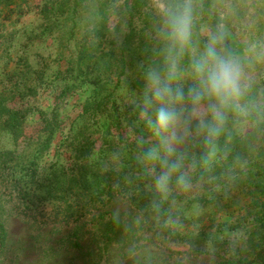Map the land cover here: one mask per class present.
Listing matches in <instances>:
<instances>
[{"label":"rangeland","instance_id":"obj_1","mask_svg":"<svg viewBox=\"0 0 264 264\" xmlns=\"http://www.w3.org/2000/svg\"><path fill=\"white\" fill-rule=\"evenodd\" d=\"M74 1L0 0V88L7 75L10 82H17L20 87L31 85L37 92L24 97L31 107L51 110L63 86V75L59 74L65 72L69 64L62 59L61 51L70 36L69 15ZM247 1V14L240 21L233 15L228 17L222 28L227 32L230 46L242 57L248 86L255 85L261 92L264 88V1ZM126 4L135 15L138 36L131 47L134 58L130 61V73L123 79L114 100L125 126L123 134L134 140L138 137L142 92L133 88L138 79L139 86H144L140 77L142 66L158 59L157 55L146 54V51L157 48L150 26L154 27L157 22L155 11L160 0H87L81 10V25L75 32L72 50L74 58L82 50L81 46L89 49L82 55L85 64L81 67L84 68L93 61L91 57L95 52L98 56L102 52L116 53L128 33ZM227 12L229 14L228 5L226 12L221 11L220 15L223 17ZM148 16L152 21L146 27L145 17ZM203 21L201 28L212 30L209 21ZM143 28L145 31L141 32ZM146 57L151 59H144ZM75 65L78 66V61ZM106 67L99 63V70L107 76L98 80L94 76L97 68L92 66L91 79L84 77L76 93L72 92L59 110L64 133L72 126L91 125L90 131L85 133L97 141L91 159L108 155L109 164H105L107 160L94 164V173L105 172L119 162V154L112 155L111 149L102 143L103 137L113 142L118 136L114 130L107 132L99 126L108 119L107 114L99 118L97 125L81 115L82 104L91 96L95 85L105 86L103 95L107 89H114L115 69L107 71ZM129 105L138 113L132 123H129ZM249 127V122H243L241 129L248 131ZM41 129L40 117L34 113L26 125L27 136ZM61 139L62 132H59L49 160L71 168V148L57 147ZM20 143L25 145L24 141ZM96 190V186L92 187L81 196L71 192L64 196L63 189H53L51 193L43 188L32 190L27 198L36 206L27 208V202L9 198L0 186V223L6 230L5 245L0 248V264H224L222 262L232 256L253 261L255 250L260 245L264 247V231L248 241L247 228L231 224L241 210L230 209L231 203L208 207L186 203L183 198H171L169 208L160 213H147L116 190L111 200L102 196L103 203H100L96 201ZM191 191L196 189L191 188ZM90 192L93 194L88 195ZM238 198L241 205L247 201L242 196ZM80 207H84V216ZM230 212H234L233 218L228 215ZM219 240L225 243L220 246Z\"/></svg>","mask_w":264,"mask_h":264},{"label":"trees","instance_id":"obj_2","mask_svg":"<svg viewBox=\"0 0 264 264\" xmlns=\"http://www.w3.org/2000/svg\"><path fill=\"white\" fill-rule=\"evenodd\" d=\"M86 2L87 0H75L70 9L71 26L68 32L70 36L61 51L62 59L67 61L69 67L65 72L60 71L59 75H63V86L60 87L61 90L55 97L51 110L31 107L28 102H25L24 97L32 92H37L31 85L20 87L17 82H10L9 75L3 80L0 88V186L4 194L11 199L24 200L28 203L27 208H31V205L36 206L30 197L27 198L32 190L43 188L47 193H51L53 189H63L64 196L69 192L72 195L81 196L85 194V191L96 186V191H98L96 201L103 203L102 196H106L108 201L111 200L113 192L116 190L147 213H160L161 210L169 208L167 206L172 204L170 203L171 198L175 200L183 198L186 203H196L208 207L231 203L230 209L234 211L241 209L237 212L238 217H234L231 224L237 227L245 226L248 231H246L248 241L253 236L261 234L264 231V88L260 92L257 91L255 85L247 87L243 111L230 120L219 142L217 158L211 166L207 168L199 166V162L205 156V149L201 143L195 141L187 143L182 151L185 152V165H191L193 162L197 164L193 170L192 187L196 191L193 192L190 189L181 193L173 189L167 201L161 204L152 188V174L146 173L137 159L141 148L137 145L136 139L131 140L123 134L125 126L122 125L120 110L114 100L115 93L122 85L123 79L130 73V61L134 58L131 47L134 38L138 36L134 26L135 15H132L126 4L125 12L128 15H125L127 16L125 24L128 26V33L124 35L118 51L113 54L102 52L100 56L95 52L91 57L93 61H90L84 68V66L81 67L85 64L82 55L85 50L89 49L81 46L82 50L78 52V56L73 58L72 46L76 39L75 32L81 25V10ZM193 2L199 8L198 23L200 27L203 20L206 19L212 29L218 26L223 27L226 25L228 17L233 15L240 21L248 12L247 0H193ZM226 5H228L229 14L227 12L222 17L220 12H226ZM145 18L147 27L152 20L150 16ZM150 28H153V25ZM142 31H145V28ZM229 41L230 39H228V43ZM150 53H154L155 57L158 56V46L154 51H146V54ZM144 59L150 60L151 58ZM77 61L78 66L75 65ZM99 63L102 66L106 65L107 71H110L111 68L115 69L117 82L113 90L107 89L105 95H103L106 92L105 86L100 83L95 85L91 96L86 98L82 104L81 115L87 117L86 120L89 123L97 125L99 118L107 114L108 119L99 126H102L103 129L106 128L107 132H111V129L114 130L118 136L113 142L109 141L107 137H103L102 143L111 149L112 155L119 154V162H117V166H109L105 172L94 173L93 165L106 161L108 155L99 157L97 160L91 159L92 149L97 142L85 135L90 131L91 125L72 126L68 132L64 133L61 128L64 120L60 118L59 110L65 104V99L72 92L76 93V88L79 82L84 80V77L87 76L85 80L91 79L92 66L97 68L98 73L94 76L98 80L107 76L104 71L99 70ZM82 76L83 79H80ZM142 86H139L138 79L133 89L143 92L144 86ZM127 110L131 115L129 123L136 121L138 113L134 111L133 106L129 105ZM34 113L39 115L42 129L29 137L26 133V125ZM243 122H249L250 130L241 129ZM59 132H62L63 139L60 140V146L57 147L71 148L73 159L71 168L60 166L58 162L49 160ZM136 134L144 135L145 139H148L142 123L136 130ZM21 141H24L25 145H20ZM154 143V140L149 141V144ZM149 144H145L144 147H148ZM105 164H109V160ZM90 194L93 192L88 193V195ZM238 195L247 200L244 205L240 204ZM77 200L79 202L81 199ZM83 208L80 207L81 216L85 215ZM233 213H228L230 218H233ZM174 215L177 216L176 213ZM5 242L6 230L0 223V248L5 245ZM223 243L219 240L218 245L221 246ZM255 251L253 261L264 264L263 245H260ZM253 261L244 257L232 256L222 263L254 264Z\"/></svg>","mask_w":264,"mask_h":264},{"label":"clouds","instance_id":"obj_3","mask_svg":"<svg viewBox=\"0 0 264 264\" xmlns=\"http://www.w3.org/2000/svg\"><path fill=\"white\" fill-rule=\"evenodd\" d=\"M155 15L158 59L140 69L139 123L148 139L134 138L141 148L137 159L152 174V188L162 204L173 188L185 193L193 187L197 164L185 165L181 149L187 143L204 146L201 168L215 162L226 127L243 111L248 83L242 57L229 45L226 30L202 29L193 0H160ZM151 140L155 143L149 144Z\"/></svg>","mask_w":264,"mask_h":264}]
</instances>
